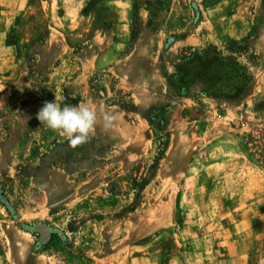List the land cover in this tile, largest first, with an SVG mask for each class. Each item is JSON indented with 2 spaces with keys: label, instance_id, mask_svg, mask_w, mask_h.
Masks as SVG:
<instances>
[{
  "label": "rangeland",
  "instance_id": "rangeland-1",
  "mask_svg": "<svg viewBox=\"0 0 264 264\" xmlns=\"http://www.w3.org/2000/svg\"><path fill=\"white\" fill-rule=\"evenodd\" d=\"M97 1L0 0V264H264V0Z\"/></svg>",
  "mask_w": 264,
  "mask_h": 264
},
{
  "label": "clouds",
  "instance_id": "clouds-1",
  "mask_svg": "<svg viewBox=\"0 0 264 264\" xmlns=\"http://www.w3.org/2000/svg\"><path fill=\"white\" fill-rule=\"evenodd\" d=\"M42 125L66 135L71 146L86 143L97 122V113L87 104L64 105L47 101L37 114ZM105 127L111 126L115 117L104 114Z\"/></svg>",
  "mask_w": 264,
  "mask_h": 264
},
{
  "label": "crops",
  "instance_id": "crops-1",
  "mask_svg": "<svg viewBox=\"0 0 264 264\" xmlns=\"http://www.w3.org/2000/svg\"><path fill=\"white\" fill-rule=\"evenodd\" d=\"M95 8L96 10L97 9H101L103 7H110L111 10L108 12V15L109 17L111 18H116V15L118 14L119 16H121L122 13V10H120V8L124 7V8H127L128 7V10H130V18L129 20L132 21L133 17H134V13H135V10H136V2L135 0H98L96 3H95ZM147 15V12H142L140 14L141 16V20H142V26L145 25V16ZM121 18L119 17V19H116V23H115V26L112 28V30H109V29H106V30H103V38L101 39L102 42H107L109 40V37H117L122 33L123 34V31L121 28H123V23L120 22ZM129 21V25H131ZM145 21V22H143ZM122 25V26H121ZM125 26V25H124ZM188 31V28L187 29H183V32H186ZM188 41H190V35H189V38L187 39ZM139 230V229H138ZM140 231V230H139Z\"/></svg>",
  "mask_w": 264,
  "mask_h": 264
},
{
  "label": "bare ground",
  "instance_id": "bare-ground-1",
  "mask_svg": "<svg viewBox=\"0 0 264 264\" xmlns=\"http://www.w3.org/2000/svg\"><path fill=\"white\" fill-rule=\"evenodd\" d=\"M143 226H144V225H143ZM143 226H142V227H143Z\"/></svg>",
  "mask_w": 264,
  "mask_h": 264
}]
</instances>
